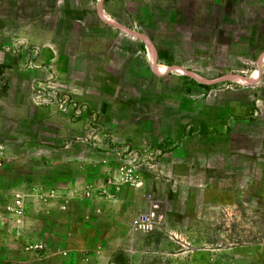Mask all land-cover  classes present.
Listing matches in <instances>:
<instances>
[{"label":"rangeland","instance_id":"1","mask_svg":"<svg viewBox=\"0 0 264 264\" xmlns=\"http://www.w3.org/2000/svg\"><path fill=\"white\" fill-rule=\"evenodd\" d=\"M263 50L264 0H0V264H264Z\"/></svg>","mask_w":264,"mask_h":264},{"label":"built area","instance_id":"2","mask_svg":"<svg viewBox=\"0 0 264 264\" xmlns=\"http://www.w3.org/2000/svg\"><path fill=\"white\" fill-rule=\"evenodd\" d=\"M29 196V193H25L19 188L6 191L0 186V231L13 219L17 220L24 215L25 202ZM163 221L164 213L158 202L150 199L148 205L133 216L131 227L149 232L155 230Z\"/></svg>","mask_w":264,"mask_h":264},{"label":"crops","instance_id":"3","mask_svg":"<svg viewBox=\"0 0 264 264\" xmlns=\"http://www.w3.org/2000/svg\"><path fill=\"white\" fill-rule=\"evenodd\" d=\"M143 41L145 42L146 57H147L148 64L151 67L154 68L155 65L157 64V61H158V52H157L155 46L149 40L148 36H144L143 37ZM256 61H257V63L264 62V50L258 54ZM242 82L244 83V81H242ZM83 177H84L83 178L84 185H83V188L80 189V191H79V192H81L82 196H86L87 195V196L91 197V195L94 194L93 192L96 189V187L93 186V182H97V183L100 182L101 184L97 185L98 187L99 186L100 187L101 186L104 187V184L106 182V179L104 177H102L101 175H96V176L90 178V177L85 176V174H84ZM36 183H38L37 185H35V187H36V191H35L36 192V196L37 195L39 196L38 201L40 199H42L43 195H45V194L53 196V195H56V194L59 193V194H64V196H70V197H73V196L76 195L75 194L76 189H75V186H74V182L70 183V184H67V185L57 184V185L53 186L54 188H52V187L48 188L41 181H38ZM20 190L25 192V193H29L25 189H20ZM26 200H28V199H26ZM41 201L42 200H40V204H41ZM36 204H39V202L38 203L36 202Z\"/></svg>","mask_w":264,"mask_h":264}]
</instances>
